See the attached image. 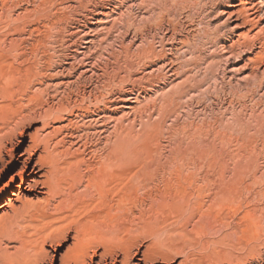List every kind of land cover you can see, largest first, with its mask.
I'll return each mask as SVG.
<instances>
[{
  "label": "bare ground",
  "instance_id": "obj_1",
  "mask_svg": "<svg viewBox=\"0 0 264 264\" xmlns=\"http://www.w3.org/2000/svg\"><path fill=\"white\" fill-rule=\"evenodd\" d=\"M153 1L102 0L85 24L72 26L66 19L72 8L70 0H0V264H156L159 260H167L174 251L170 242L155 238L161 227L156 230L151 227L155 233L148 230L146 237L137 232L120 236V229L119 236L113 235L114 225L119 224L122 204L138 203L129 195L132 190L142 189L149 169L144 162L133 161L130 153L120 155L126 149L124 146L115 143L107 150L100 147V142L108 140L112 133L118 137V127L111 132L109 124L112 121L117 122L139 105L146 109L150 104L155 109L156 101L160 99L164 113H158V122H147L148 129L158 135L167 118L185 104L182 100L196 99L203 87L197 77L202 62L209 66L224 62L225 67H219H224L222 77L218 76L220 79L237 85L244 83L246 88L256 87L264 95V0H187L189 6L194 7L195 3L196 8L201 3L202 7H199L208 21L200 20L207 22L203 29L206 40L201 46L196 44L197 27H193L191 15L186 13L187 22H184L170 7H161L155 13ZM126 11L134 13V16L131 14L134 22L130 20L134 35L129 36L127 26L117 39L120 49L132 51L130 80L135 97H131V91L122 89L115 97L107 99L108 95H113L110 90L108 93V88H113L112 85L122 82L123 78L108 76L110 79H103L105 82L99 90V79L103 75H98V61L93 60L91 54L87 55L88 45L98 36L90 31L98 35L103 28L111 34L118 30V23ZM54 31L63 33L61 39L66 45L65 51L69 50L61 55L62 60L58 63L49 48L54 42L51 39ZM80 43L85 45L82 50H78ZM73 46L77 49L71 50ZM241 53H246L243 66L249 67L248 71L241 72L243 66L234 62ZM77 60L78 65L75 64ZM211 76L215 77L212 69ZM81 77L88 80V86L81 84ZM10 84L18 93V97L14 95L15 100H7L10 91L6 86ZM91 105L94 110L90 109ZM35 122H40L41 127L27 133L28 126ZM238 122V125L245 124L242 120ZM95 134L108 136L97 139ZM136 154L144 156L142 149ZM121 160L128 161L131 167L119 170L117 163ZM8 175V181L1 186V181ZM178 184L179 190L185 188ZM196 191L204 192L202 187H196ZM234 206L231 205L232 210ZM166 207L159 210L157 207L155 213H169ZM252 216L245 217L249 227L259 221ZM208 232L209 226L201 225L194 233L208 235ZM70 239L71 244L58 256L56 249ZM216 258L211 257L208 261L216 264ZM225 258L232 256L226 254ZM244 261L240 258L236 264H245Z\"/></svg>",
  "mask_w": 264,
  "mask_h": 264
},
{
  "label": "rangeland",
  "instance_id": "obj_2",
  "mask_svg": "<svg viewBox=\"0 0 264 264\" xmlns=\"http://www.w3.org/2000/svg\"><path fill=\"white\" fill-rule=\"evenodd\" d=\"M58 2H61V0H58ZM70 3L72 8L68 11V18L66 19L69 20L72 26H75L77 23L85 24L94 8L98 4H101L102 0H70ZM151 4L154 6L153 9L155 13H157L159 9H162L161 7L166 9L170 7L172 13L176 14V16L178 15L177 18H181V21L184 22H187V15H191L194 24L193 27H197V29H195L197 32V46H201L203 42H205L206 37L203 36V29L205 23L208 21L204 18L205 14H203L204 11L201 8V3L199 4L201 7L197 5V8L195 3L193 4L194 7L189 6L187 0H154ZM156 6L158 7L157 9H155ZM191 7L192 10L194 8L195 11H192ZM176 9L178 11H176ZM126 12L122 20L118 23V30L111 32V34L102 30L103 28H100V33L98 35L96 32L90 31L93 35L98 36L97 39L100 43L101 41L103 42L101 45L96 39L95 42H91V45H88V49H90L88 51L90 53L85 50V52H88L87 55L91 54V57L94 58L93 60L98 61L96 62V67L98 71L100 70L98 75H103V77H101L102 79H99L101 86L97 83L99 84L100 91L103 82L108 81L110 78L120 77L123 78L122 82H125V84L116 82L112 85L113 88H108V93L112 91L113 95H108L109 97L107 96V99L112 96L115 97V94L122 91V89L126 92L131 91L130 93L133 94L131 97H135V93L132 92L133 84L130 80L131 74H133V70L130 67L133 65L132 51L120 49L119 46L121 45L117 39L121 32L127 30V26H129V36L134 35V29L131 27V23L134 22V13L131 11ZM154 12L151 13L153 18L155 16L153 15ZM180 13L182 14L179 15ZM186 13L188 14L186 15ZM201 19H205L207 22L204 23V21H201L204 23L202 24L200 22ZM198 25H201V27L198 28ZM102 31H104L105 34ZM52 34L53 37L51 39H53L54 42L53 40L51 41L54 44L50 43L51 45L49 44V48L52 49L51 52L55 54L54 59L58 63V61L60 62L62 60L61 55L69 50L65 51L67 49L61 39L63 36L62 32L59 33L54 31ZM55 36H57V38ZM115 39H117L116 42ZM83 46L85 45L80 43V45H78V50H82ZM54 47L55 49H53ZM74 49H77V46L71 47V50ZM240 57H237L234 61L239 67L245 65V60L247 58L246 53H243V55L241 53ZM12 61H15L14 58H12ZM77 61L75 62L76 65L79 63V60ZM14 63L16 64V61ZM202 63L204 65L201 67L202 72L200 71L197 77L200 84H203V87H201L200 92L197 93L196 99L194 100L189 97L192 101L187 98L182 100L185 104H183L179 110H176L177 112H173V114L170 115L171 117L169 116L167 118L166 125L158 135L152 133L150 129H148L147 124L151 121V123L158 122L160 118L158 113L160 112L159 114H161V111L164 109L160 99L156 101L155 109L151 107L149 103L146 109L144 106L139 105V107L136 108L137 110L135 109L136 111H130L122 116L118 120L119 122L117 121L118 123L112 121V125L109 124L111 126V132H115L117 129L116 127H118L117 136L119 138L112 133V136H109L110 139L108 138V140H105L104 138H107L108 135H101L104 140L100 142V147L108 150L113 147L115 143H118L120 146H124L123 148H126L120 152V155L126 156L127 153H130L131 157H133V161H140L141 164L144 162L149 169V175L146 176L145 180L148 183L144 182L145 184L142 185V189L136 192L132 190L131 193L129 192L131 195L128 194L129 197L132 196V198L130 197L132 200L137 199L138 203L127 202L122 204L123 207H121L122 209L120 210L119 224L117 222V225H114L116 229H114V227L112 228L114 229L113 235L119 236L121 232L122 235L120 236H123L126 232H134L135 234L137 232L139 235L142 233L141 236L146 237L147 233L149 234L151 230L152 232L150 233H153L154 228L156 230L161 227V231L159 230L157 233L154 232L156 234L155 238L170 242L175 249L167 260H159L156 264H210V260L208 261V259L211 257H217L216 264H230V262L236 264V261L240 258L243 261L245 260V264H264V226H262L264 225V95L254 86V88H251V86V89L249 86H247L249 89L246 88V86H244V88V81H241L243 84L237 85L234 82H229L222 78L220 79L219 77H222L221 73L225 67L224 62H221L220 65L216 64V67L214 65L209 66L206 62ZM88 64H91V62ZM222 65L224 67L219 68ZM242 68L243 70H241V72L249 70V67L244 68L243 66L241 69ZM211 69L218 80L211 76L213 79L215 78L212 80L210 77ZM13 76L16 78L18 77L17 73H14ZM108 76L112 77L109 78ZM95 78L96 77L93 78V82H95ZM80 80H82L81 84L84 83L83 85L88 86V80L84 81L82 77ZM6 89L8 92L10 91V93L13 92L12 94L9 93L7 100H15L16 97H18V93H16V88L13 84L6 86ZM10 95L13 96L9 98ZM14 95L17 96L15 97ZM173 99L179 101L177 97ZM185 100H188V103L185 102ZM102 105L103 104H100V106ZM90 109L94 110V105H91ZM239 120H242L245 124L243 126L238 125ZM114 124H117V126ZM40 127L41 123L35 122L28 126L26 132H34L35 129ZM112 127H114V131ZM119 127H121L120 130ZM124 134H129L130 137ZM95 135L96 138L101 137L99 134ZM132 136L135 138V141ZM96 138L93 135L94 141L98 139ZM138 149H142L144 156L136 154ZM137 155L139 159H137ZM125 162L121 160L117 163L119 170H126L131 167L128 161ZM8 179L9 175L1 181V186L7 182ZM149 181L151 182L149 183ZM178 183L185 188L179 190ZM194 185L196 187H202L204 192H202V194L198 193ZM134 195L138 197L135 198ZM143 199H145L144 203H142ZM234 202L235 204H233ZM231 205H235L238 209L234 206L235 208L232 210ZM165 207L168 209L169 213L165 215L155 213V211ZM156 208L158 210H156ZM246 216H252L256 221H260L255 222L257 223V227L253 225L256 229H252V225H250L252 228L249 227L247 220H245ZM201 225L209 226L208 235H197L194 233L195 229ZM151 227L153 229H151ZM119 229L120 232L118 231ZM130 229L131 231H129ZM256 230L259 231L257 232ZM145 233L146 236H144ZM253 233L256 235H253ZM207 243H209L210 246H207ZM70 244L71 239L66 241L63 247L57 248L56 253H58V256L65 252ZM145 244L147 243L145 242L143 244L142 250H144ZM226 254L232 256V258L226 259Z\"/></svg>",
  "mask_w": 264,
  "mask_h": 264
}]
</instances>
